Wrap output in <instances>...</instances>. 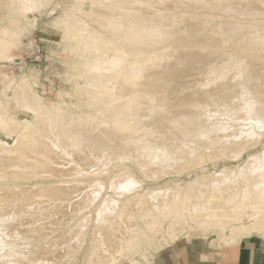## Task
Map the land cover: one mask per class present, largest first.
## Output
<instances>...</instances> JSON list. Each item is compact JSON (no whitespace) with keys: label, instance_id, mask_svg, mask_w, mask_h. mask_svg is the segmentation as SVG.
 <instances>
[{"label":"bare ground","instance_id":"6f19581e","mask_svg":"<svg viewBox=\"0 0 264 264\" xmlns=\"http://www.w3.org/2000/svg\"><path fill=\"white\" fill-rule=\"evenodd\" d=\"M107 1L109 11L121 9L108 18L122 45L137 43L134 50L122 46L108 56L110 43L100 48L103 35L82 20L66 25L63 36L89 64H82L91 71L82 84L86 101H103L101 108L48 103L25 76L0 66V82L30 115L19 118L0 100V132L11 137H0V264H68L89 215L68 223L105 185L101 168L113 159L134 161L148 179L179 176L211 158L238 157L264 127V0H136L131 9L122 4L132 0ZM13 34L1 29L0 44ZM8 51L1 48L0 59ZM121 170L108 185L115 193L140 187L129 168ZM6 177L17 184L3 185ZM36 177L51 181L27 182ZM244 210L250 221L240 234L264 235V149L236 168L146 188L122 203L102 196L95 206L100 237L86 262L115 264L137 234L128 226L150 233L149 242L180 231V221L223 230Z\"/></svg>","mask_w":264,"mask_h":264},{"label":"rangeland","instance_id":"374dc122","mask_svg":"<svg viewBox=\"0 0 264 264\" xmlns=\"http://www.w3.org/2000/svg\"><path fill=\"white\" fill-rule=\"evenodd\" d=\"M91 1L92 0H0V30L7 27L14 32L13 36L10 38V42L14 45L11 43L4 45L0 44V49L7 47L9 50L7 57L16 58L10 60L12 61L10 62L7 60V57H4V59H0V66H4L10 74H17L16 78L20 77V75L25 76L29 85H33L34 89L43 97L44 101L48 103L66 101L68 103H79L81 106H83V104H89L88 106L92 108H101L102 105L104 106L103 101H91L89 98L88 101H90H86L88 96L84 93L82 84L86 81L85 79L89 76L91 71L90 68L89 72L88 67L86 68L83 66L86 64V66H88L89 64L86 61L84 62V60L78 57L76 52L72 50V46H74L76 42L67 39L63 40V36L68 34V30H65L64 27L67 25L70 28H77L80 26L81 20L84 21V24H86V26L83 25L84 27H87L89 30H94V32L97 34L99 33V35H103L100 40L96 41L101 45L100 48H103L102 46L106 43H110V45L106 47L108 56L113 54L112 50L122 46L123 49L134 50V46H136L137 43L130 42L126 46L122 45L120 32H116L115 29L117 28L114 26L113 20L111 24V18L116 19L121 15V9L119 7H115L112 11H109L111 9L106 7L105 4L110 3V1L102 0L104 4L103 7L92 4ZM169 1L170 0H161L159 3L163 5ZM122 5L130 9L135 8L137 7V1L132 0ZM131 14L134 15L135 13L132 12ZM108 15L111 16L110 19ZM73 41H76V39ZM146 47L148 48L146 45L140 48L146 49ZM100 54L101 52H99L97 56L101 57ZM78 58H80V60ZM101 58L106 59L104 57ZM81 61H83V63ZM11 66L14 70L11 69ZM16 67L18 68L15 69ZM91 69L93 68L91 67ZM0 100L4 103H2L3 105L7 106L8 112L13 113L14 111V114L19 118L30 117L29 114L19 110V105L21 103L18 104V101H14L11 90L1 82ZM256 132V140L247 143L245 146L246 149L243 150L238 157L226 159L222 155L218 159L211 158L212 160H205L203 161L204 163L202 162L201 166L190 168L179 176L166 174L167 176L163 175L158 178L148 179L140 168L133 163L134 161L122 158H116L110 161L106 166L101 168L105 185L99 189L97 196L80 212L75 214L73 219L68 223L74 224L76 218L83 213L87 212L89 215L87 223L82 230V236L79 235L72 249V255L68 260V264H90L87 263V259L90 258L88 254L91 253L92 246L98 244L97 241L100 237L97 233L99 232V228L96 221L95 206L101 200L102 196L109 194L111 197L118 199L119 203H122L133 193L142 191L146 188L182 183L193 178L196 174L219 169L221 167L236 168L238 165H242L250 155L258 154L264 149V127L258 129ZM0 137H5L2 132H0ZM10 138L11 137H5L4 139L9 140ZM252 144L254 145L252 146ZM123 168H129L133 178L140 182L141 185L130 191H125L123 194H117L108 185L111 184L110 182L114 175L126 172L125 170H121ZM107 171L110 173L106 174ZM82 172L84 173L85 171L82 170ZM85 173L83 175H85ZM37 178L38 177L32 178L27 182L33 185L49 183V181H51L49 179ZM9 179L10 177H6L4 182H2L3 185H6V183L10 186L17 184V182L15 184L13 181L10 182ZM10 183H12V185ZM247 213L248 212L244 210L243 213L241 211V214H237L238 217L235 216V221L233 219L230 221L226 220V226L223 230L220 228L206 227L199 223L188 228L186 227L187 223L180 221L177 223V227L180 231L174 230L169 233L161 231L152 236L149 242L147 240L148 237L151 236L150 233L145 235L136 227L128 226L126 227L127 229L137 232L135 235L136 237L129 238V241L122 250V254L116 259L117 262L115 261V264H149L150 261L154 264L156 259L164 252L173 251L176 248L180 249L181 246L193 244L196 246L198 245V247H204V244L209 242V245L221 247L222 249L226 245L249 235L259 237V239L264 242V235L258 233L248 235L240 234L247 232L244 231V229H246L244 226L250 221ZM165 223L166 222L163 221L164 225ZM234 225H236L237 228L239 226V230H231V227ZM240 225H242V227H240ZM235 230H237V232ZM96 237H98V239H96ZM24 239L25 238L17 237L15 241ZM137 248L139 249L137 250Z\"/></svg>","mask_w":264,"mask_h":264},{"label":"crops","instance_id":"0c3cea01","mask_svg":"<svg viewBox=\"0 0 264 264\" xmlns=\"http://www.w3.org/2000/svg\"><path fill=\"white\" fill-rule=\"evenodd\" d=\"M154 264H264V242L249 235L222 249L209 242L204 247L189 244L164 252Z\"/></svg>","mask_w":264,"mask_h":264}]
</instances>
